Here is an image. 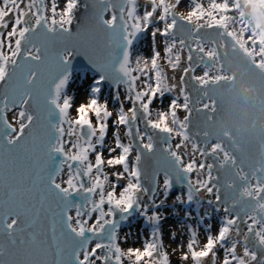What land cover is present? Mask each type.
I'll return each mask as SVG.
<instances>
[{"label": "snow or ice", "instance_id": "1", "mask_svg": "<svg viewBox=\"0 0 264 264\" xmlns=\"http://www.w3.org/2000/svg\"><path fill=\"white\" fill-rule=\"evenodd\" d=\"M144 2L141 15L137 0H92L90 39L82 47L71 30L79 0H63L62 8L58 0L50 7L47 0H0V264H170L158 209L174 183L184 189L174 204L186 207V220L196 221V227L185 225L189 239L179 256L183 264H264V158H238L228 133L210 146L208 130L202 137L190 135L197 101L183 85L194 72V53L203 56L204 49L197 32L194 46L180 38L177 50L176 33L181 22L192 25L193 20L201 29L206 16L219 24L213 10L220 8L216 0L207 10L195 3L185 15L175 11L182 0ZM105 12L111 18L104 19ZM154 23L163 27L151 29L150 61L137 56L133 67L132 47ZM157 35L165 38L164 58L172 70L180 67L185 48L188 64L179 80L183 103L172 98L153 118V102H163L177 88L159 63ZM81 51L98 75L90 98L75 107L73 117V97L66 89L72 59ZM141 76L145 80L138 89ZM191 79L201 87L207 83L196 75ZM102 82L116 86L115 119L108 101L99 99ZM124 102L130 104L126 111ZM210 107L204 103L197 111ZM179 109L188 113L182 119ZM110 119L114 143L106 146ZM117 166L121 170L111 172L110 179L105 169ZM65 169L67 178L59 180ZM120 181L125 183L117 194ZM213 212H223L215 235ZM137 213L151 226L150 236L142 248L123 249L118 231ZM200 227L207 233L202 246ZM170 235L175 240V232ZM93 238L97 242L89 249Z\"/></svg>", "mask_w": 264, "mask_h": 264}, {"label": "water", "instance_id": "2", "mask_svg": "<svg viewBox=\"0 0 264 264\" xmlns=\"http://www.w3.org/2000/svg\"><path fill=\"white\" fill-rule=\"evenodd\" d=\"M91 14L92 0H79L71 30L82 47L90 39L91 21L89 17ZM111 15V12H105L104 19L111 18ZM200 23L203 27L197 30L195 29L196 21H193L192 25L181 22L176 33L177 39L185 38L189 46H194L198 32V39L204 49L203 56L200 53H194V72L185 77L183 85L191 99L197 101L191 113L190 135L198 134L202 137L203 132L208 130L212 134L208 140L210 146L211 143L217 142L216 137L223 139L224 133H228L229 141L234 142V147L238 150V158L241 156L248 161H258L264 158V61H257L223 23L205 21H200ZM209 24L214 26L210 28ZM206 46L210 47L211 52L206 51ZM184 50L186 59L185 63L180 65L182 69L180 76L183 74V68L188 64L187 48ZM208 53L211 55L209 56ZM72 64V77L78 73L98 75L90 69L83 51L74 56ZM200 66L207 71L214 70L223 73L216 77L205 78L207 83L201 87L191 79ZM102 84L114 92L117 90L116 86L108 82H102ZM120 88L125 90L123 85ZM204 103L210 104L211 107L204 111H197L203 108ZM187 114L185 112V115ZM9 117L11 120L12 114H9ZM140 126L143 128V124ZM199 142L204 143L203 139ZM222 142L225 143L226 148L229 146V142ZM149 163L155 165V161ZM162 179L163 174L161 173L158 177L160 183ZM174 188H181V186L174 183L172 189ZM202 195L205 199L208 198L207 194ZM211 198L214 199V197ZM137 214L131 216L129 220ZM129 220L123 222L121 228L126 226ZM95 242H97L95 238L89 241V249Z\"/></svg>", "mask_w": 264, "mask_h": 264}, {"label": "rangeland", "instance_id": "3", "mask_svg": "<svg viewBox=\"0 0 264 264\" xmlns=\"http://www.w3.org/2000/svg\"><path fill=\"white\" fill-rule=\"evenodd\" d=\"M191 1L192 0H189V1L182 0V2H181L182 6H180V8H179L181 13H184L185 15L187 14V12L189 11V9L192 6ZM47 3L49 4V7H50L51 0H47ZM58 5H59V8H62L63 7V0H58ZM142 6L145 7V3H143ZM147 7L149 9L150 5H148ZM193 21H195V20H193ZM162 26H163L162 23H158L156 27L162 28ZM150 33H151V29H149L147 32L143 33L144 36L148 35L147 44H151V42H152V38L150 36ZM158 39L160 40V43L158 44L160 47L157 49V51L163 52V46H164V39L165 38L161 37L159 35ZM169 39H171V37H169ZM178 45L179 44L177 42V50H179ZM245 48H247V47H245ZM247 49L254 55V58L257 61H264V58L261 59V57H262V56H260L261 54L256 55L252 49H250V48H247ZM206 51L210 52V48L207 46H206ZM146 52H150V50H147ZM184 58H185V52L183 50V51H181V64L184 63ZM166 70H167L166 71V77H167L168 83L169 84L175 83L177 85V88L175 90H173L171 93L166 94L165 97L163 98V102H161V100H159V99L158 100L156 99L153 102L156 107L161 106V103H162L163 107L167 108L168 102L172 98H175V97H179L180 103L183 101V98L179 94V87H180L179 75L181 73V68L179 67L176 70H172L169 67ZM221 73L222 72H219V71H207L203 68H199L196 70V76L203 77V79L209 78V77H214V76H217ZM74 77L71 79L70 84L67 88L68 89L67 93L73 97L74 106L70 110V114L73 117L76 116L75 107L78 106L82 102L87 103V100L90 98V95H91L90 89L93 86L94 80L97 76L92 75V74H88V73H79V74L74 75ZM137 85H138V82H137ZM101 88H102V91L99 94V99L101 102H103L105 100L108 101L109 111L113 112V117L111 119H115V113L117 111L118 104L112 99L114 92L111 89L106 88L103 84H101ZM137 88H138V86H137ZM119 91L121 92V100H123L125 90L119 88ZM172 93H174L175 96H173ZM129 106H130V104L128 102H124L125 111L127 110V108ZM179 112L181 113L182 116L185 113L184 110L179 111ZM111 119L109 121L108 136L106 137V141H105L106 146L112 145L114 143L113 138H112L113 128L111 125ZM92 121H93V123H95V117L94 116L92 117ZM120 132H121L122 139L125 142H127L126 137H124V129L121 128ZM178 142H179V140H178V138H176L174 140L173 144L175 145V143H178ZM105 155H107V153H105ZM133 155H134V153H133ZM92 159H94V157H92ZM105 170L109 173L110 179H111V172L119 171L121 169L119 168V166H117L116 168H106ZM66 178H67V176H66V172H65L64 175L62 176L61 180L66 179ZM195 178H196L195 174H193V179H195ZM124 183H125L124 181L118 182V187L116 189L117 194L120 191V187ZM161 183H162V181H161ZM183 191H184V189H182V188L171 189L164 206H162L158 209V211L163 213V219L161 221V227H162V232H163V244H164L165 250L168 252L170 264H183V262H181L179 260V256H180V252L182 250V246H185L187 244L188 239H189V236L187 233V228L185 227V225L188 223H191L193 225V227H196V221L194 219L193 220H186L185 219L184 213L186 211V207L182 206L180 204H174L175 196L178 193H182ZM212 216H213V219L210 222L213 225L212 234L215 235L216 230L219 226L220 218L223 216V212H221L219 214L213 212ZM205 223H208V221H206ZM170 231L175 232V234H176L175 240L172 239V237L170 235ZM150 232H151V226L148 225L146 223V221L144 220V218L138 214L136 217L133 218V220L129 224H127L125 227H122L120 229L119 234H118L119 235L118 241H119L121 248H124V247L128 248L129 245L130 246H139L138 248H142L143 243L149 238ZM206 235H207V233L205 232L204 228L200 227L198 229L197 239H198L201 246L206 241ZM125 237H127V239H125ZM206 259H210V258H206ZM217 259H218V261H221L223 259V251L222 250L218 249ZM125 264H128V262L125 261ZM188 264H191V260L188 261Z\"/></svg>", "mask_w": 264, "mask_h": 264}, {"label": "trees", "instance_id": "4", "mask_svg": "<svg viewBox=\"0 0 264 264\" xmlns=\"http://www.w3.org/2000/svg\"><path fill=\"white\" fill-rule=\"evenodd\" d=\"M189 1V0H184ZM192 7L195 6V3H201L204 8L207 10L211 0H192ZM217 5L220 10L216 11L217 18H220V22L225 24L229 28L237 39L247 48H250L254 53L261 54V59L264 58V0H216ZM189 9V11L191 10ZM201 21L214 22L216 20L211 17H205ZM143 35L140 37V40L136 43L132 50V61L133 67H135V59L137 56H141L144 59L150 61L152 53H146V50L142 48ZM161 53L159 63L166 74V69L169 68L167 65L164 53ZM151 75V73H150ZM145 77L141 76L138 82V89L143 87ZM175 96L174 93H172ZM159 98H157L158 100ZM160 100V99H159ZM83 103V102H82ZM183 103V101L181 102ZM81 104V103H80ZM152 111V117L155 118L157 111L167 110L164 108L162 103L161 106H155L154 103L150 106ZM177 111L178 116L181 118L182 115ZM129 247H133L130 246ZM123 249H127L124 247ZM127 261V260H125Z\"/></svg>", "mask_w": 264, "mask_h": 264}, {"label": "flooded vegetation", "instance_id": "5", "mask_svg": "<svg viewBox=\"0 0 264 264\" xmlns=\"http://www.w3.org/2000/svg\"><path fill=\"white\" fill-rule=\"evenodd\" d=\"M137 2H138V9H137V10H138V14H141V15H142V14H143V11L145 10V7H143L142 4L145 3V2H144V0H137ZM140 4H141V5H140ZM180 6H182V4H180ZM180 6L177 7V8L175 9L177 12H180V9H179ZM148 10H150V8H149ZM156 15H157V16L159 15V10H157ZM157 24H158V23H154L153 25L150 26L149 29H152L153 27H156ZM162 27H163V26H162ZM142 34H143V33H142ZM142 34H141V36H142ZM158 37H159V35L156 36V47H158L157 43L160 42L159 39H158ZM177 42H178V41H177ZM151 44H153V42H152Z\"/></svg>", "mask_w": 264, "mask_h": 264}]
</instances>
